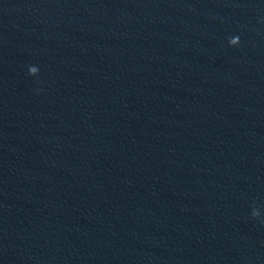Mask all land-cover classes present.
Instances as JSON below:
<instances>
[{
	"label": "water",
	"instance_id": "95a60500",
	"mask_svg": "<svg viewBox=\"0 0 264 264\" xmlns=\"http://www.w3.org/2000/svg\"><path fill=\"white\" fill-rule=\"evenodd\" d=\"M0 264H264V0H0Z\"/></svg>",
	"mask_w": 264,
	"mask_h": 264
}]
</instances>
